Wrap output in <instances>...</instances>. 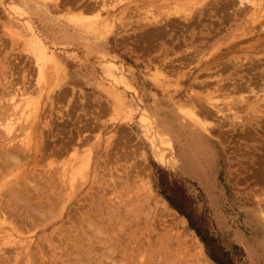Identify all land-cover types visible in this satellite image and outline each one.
<instances>
[{"label": "rangeland", "instance_id": "rangeland-1", "mask_svg": "<svg viewBox=\"0 0 264 264\" xmlns=\"http://www.w3.org/2000/svg\"><path fill=\"white\" fill-rule=\"evenodd\" d=\"M249 1L0 0V264H264Z\"/></svg>", "mask_w": 264, "mask_h": 264}, {"label": "bare ground", "instance_id": "bare-ground-1", "mask_svg": "<svg viewBox=\"0 0 264 264\" xmlns=\"http://www.w3.org/2000/svg\"><path fill=\"white\" fill-rule=\"evenodd\" d=\"M236 1V0H235ZM252 1V0H251ZM259 1H261V0H259ZM216 2V1H215ZM244 2V1H243ZM247 2V1H246ZM248 2H250L249 0H248ZM262 2V1H261ZM238 3V2H237ZM258 4V3H257ZM254 6L256 5L255 3L253 4ZM226 6V5H225ZM221 7V6H220ZM223 8V7H222ZM246 8V7H245ZM238 9V8H237ZM236 11V10H235ZM227 12V11H226ZM241 12V11H240ZM242 12H243V10H242ZM263 13H264V11H263ZM239 15V14H238ZM248 16H249V14H248ZM247 16V17H248ZM227 19V18H226ZM231 19V18H230ZM264 19V18H263ZM259 20V19H258ZM261 20V19H260ZM263 21L261 20V22H258V23H262ZM252 23V22H251ZM173 24V23H172ZM259 24V25H260ZM264 25V24H263ZM262 27V26H261ZM254 29H255V27H254ZM259 32V31H258ZM261 33L263 34L264 33V29H262L261 30ZM233 47H234V45H233ZM166 137H162V139H163V143L164 144H166V145H170V142H169V139L167 138V139H165ZM160 161H162V158H161V160ZM26 171V170H25ZM22 205V204H21ZM6 206V205H5ZM6 208H8V207H6ZM14 208H16V207H14Z\"/></svg>", "mask_w": 264, "mask_h": 264}]
</instances>
